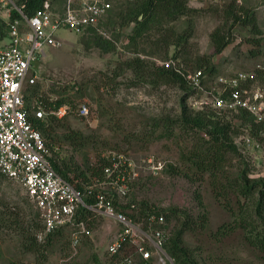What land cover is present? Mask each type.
I'll return each instance as SVG.
<instances>
[{"label":"rangeland","instance_id":"rangeland-1","mask_svg":"<svg viewBox=\"0 0 264 264\" xmlns=\"http://www.w3.org/2000/svg\"><path fill=\"white\" fill-rule=\"evenodd\" d=\"M64 1L53 0L54 10L61 12ZM133 1L137 0H116L107 16L115 24L106 18L97 32L80 35L59 29L56 36L62 39L60 43L45 47L44 54L32 62L30 72L37 78L28 88L30 101L41 104L42 98H48L69 106L66 115L56 120L49 116L52 108L47 110L48 122L56 125L54 147L58 148L54 157L61 165L70 164L74 169L71 176L84 171L92 177L91 168L102 158L112 161L122 156L124 164L132 162L123 168L129 171L126 194L114 191L105 175L102 179L92 177L89 184L106 192L119 210L139 215L141 206L156 211L177 209L178 217L168 222L169 236L187 222L183 244L198 264H264V254L247 241L236 221L245 216L258 222L257 196L241 197L237 186L244 169L249 178L264 179V140L260 149L247 146L249 125H240L230 113L228 118L240 126L237 134H232L238 151L227 154L223 177L215 186L208 173H200L187 162L185 152L200 131H183L177 125L174 135L167 130L184 106L193 115L215 109L208 91L219 76L244 72L247 80L241 85L264 92V0H186L189 11L175 19L161 14L160 22L135 39L131 37L135 23L121 25L119 14ZM247 12L254 14L259 34L242 23ZM232 13L242 20L237 21ZM217 29L229 41L221 52L212 39ZM184 31L191 32L188 41H173L172 33ZM96 35L102 36L100 43L104 45H97ZM254 37L261 38L259 49L254 47ZM256 49L259 54L252 53ZM169 60L187 80L188 75L202 71V87H195L190 80L187 87L157 84L148 69ZM209 61L214 72L207 68ZM138 62L147 71L134 70ZM83 105L89 108L87 115L81 113ZM214 112L224 116L221 110ZM152 165L161 170L155 173ZM35 213L20 183L0 176V264H106L111 257L110 244L124 229L115 219L93 215L78 242L71 239L70 232L56 233L37 255L29 249L32 237L45 243L47 234L39 226L30 227V218L40 225ZM167 264L175 263L168 259Z\"/></svg>","mask_w":264,"mask_h":264},{"label":"built area","instance_id":"built-area-1","mask_svg":"<svg viewBox=\"0 0 264 264\" xmlns=\"http://www.w3.org/2000/svg\"><path fill=\"white\" fill-rule=\"evenodd\" d=\"M115 2L65 0L60 12L47 0L45 7L28 16L17 0H0V176L20 183L39 211L44 233L64 229L71 233L76 243L87 232L83 212L89 214V219L93 215L106 216L124 226L109 246L111 257L106 264H151L153 260L157 264H167L172 258L164 248L169 237L164 215L152 214L148 224L137 222L119 210L106 192L90 185L84 192L63 177L51 160L58 147L51 148L47 144L34 122L35 119L45 120L48 112L26 95L37 78L34 71L30 72L32 62L44 54L45 47L60 43L62 39L56 36L57 31L67 28L81 35L90 28L99 29ZM14 10L21 17L13 18ZM162 66L177 69L173 60L162 62ZM183 75L186 77L185 73ZM187 77L195 87H202V71ZM246 80L244 72L227 78L219 76L208 91L209 99L217 110L230 113L246 110L256 121H264V92L242 86ZM68 107L62 105L50 113L62 118ZM81 111L82 115H87L89 108L83 105ZM245 143L253 148L262 147L252 136H247ZM121 157L112 159L103 170L105 180L115 186L114 191L126 194L128 167L132 162L124 164ZM127 165V170H123ZM152 169L155 173L161 170L153 165ZM90 196L93 201L87 200ZM39 237L42 239L41 235Z\"/></svg>","mask_w":264,"mask_h":264},{"label":"trees","instance_id":"trees-1","mask_svg":"<svg viewBox=\"0 0 264 264\" xmlns=\"http://www.w3.org/2000/svg\"><path fill=\"white\" fill-rule=\"evenodd\" d=\"M46 2L47 0H17L18 5L23 6V10L28 16L33 15L37 9L45 7ZM50 4L52 7L54 6L53 0H50ZM187 11H189V8L187 6L186 0H137L133 1V3H130L129 9L125 13L120 12L119 14L121 18V25H127L133 22L135 23L133 30L134 34L131 36L132 39H135L137 36H141L147 30H150L154 23L160 22L161 20L159 19V16L161 14L166 13L168 17L175 19L177 16L185 14ZM232 15L237 21L242 20L237 14L232 13ZM12 17L15 18L21 16L17 11L14 10ZM110 18L111 17H107V21ZM102 23L100 26H102ZM110 23L115 24V22L111 19L109 20V24ZM242 23L251 25L255 33H260L254 14L250 15L247 12L245 19L242 20ZM89 32H97V29L90 28L86 33ZM171 35L172 37L176 38L173 41L176 40L178 44H182L183 42L189 40L191 32L184 31L183 33H172ZM95 37H97V35ZM101 39H103L101 35L96 38L95 42L97 45H104L103 43H100V41H102ZM212 39L216 44L217 52H221L229 44L227 37L223 36L219 29L213 33ZM252 42L255 45L254 47H257L258 49L262 45L261 38L258 37L252 38ZM252 53L259 54L260 50H253ZM207 64L208 70L210 72H214L215 67L213 64H210V61ZM145 67L146 66L142 64V62L134 63L133 65V68H135L134 70H137L141 73L147 71V68ZM177 69L174 67L166 68L165 66H155L154 70L149 68L147 73L150 76H154V81H156L157 84L175 83L187 87L189 81L183 75V73ZM29 90L30 89H27L26 95L28 98H31L28 96ZM192 90L193 88L191 89V92H187V96L191 95ZM187 96L184 98V101L186 98H188ZM44 99L42 98L44 102L41 100L43 103H41V105L46 110H49V107L52 108V110H56L60 106L66 104L65 102H62V100L51 101L48 98ZM214 111L217 110L212 108V110L208 111H198L196 115H193L189 113L187 106H184L178 120H172L171 123H169L167 130L169 131V135H174L177 125L179 129L183 131H200L201 135H198V137L194 139L192 146L185 152L188 160L187 162L190 163V165L196 167L200 173H208L213 179V184L216 186L217 181L219 183V177L222 176V173H224L223 169L225 166L224 164L226 163L227 154L229 152L236 153L238 151V147L235 143L234 137H232V134H237L240 126L235 124L232 119L228 118L230 112L223 111L224 113L222 115L224 116L222 117L219 115L216 116V112ZM232 115L233 118H238L241 121L240 125H249V134L257 141L261 142L264 140V121H256L255 117L246 110H240L237 113L234 112ZM49 116L53 120L58 119V117L52 113L49 114ZM48 117H46L45 120L35 119L34 122L35 125L41 129L47 144L51 146V148H54V143L56 142L55 139L57 137L55 133L56 125L49 123ZM159 124L160 120L159 123H155V126H159ZM54 153L51 160L56 170L63 177L68 179L77 188L84 192H87V187L89 186L92 177H98L102 179V176L104 175V167L111 163V161H109L107 158H102L98 165L91 168L92 177L87 176L84 171H80L79 173L74 174V176H71L70 173H72L74 169L66 162H64L63 165L59 164V162L54 157ZM238 178L240 182L237 186V189L241 197L252 199L257 196L255 216L258 218V222L253 219L248 220L245 216H240V218L236 220L237 225L244 229L247 241L264 254V179L255 180L249 178L247 176V170L245 169L240 172ZM221 185L224 186V182H221ZM87 200L93 201L94 198L90 196L87 198ZM114 204L116 205L115 202ZM141 208L142 209L139 215H130L123 209L121 211L134 218L135 221L145 224H148L149 217L152 214L164 215L167 220V224L173 217H178L177 209H171L170 211H156L147 210L142 206ZM35 216L40 218V214L37 209ZM83 217L87 219L88 223V220L90 219L89 214L86 213V211L83 212ZM39 220L40 225H38V223L35 221V218H30V227L33 228L35 226H39L42 229L43 224L41 219ZM188 227L189 226L187 222L181 223L180 226L174 230L173 234L166 240L164 248L175 264H198L196 259L192 257L189 247L183 244V236L188 230ZM62 232H66V230L60 229L57 232L47 234L44 240L45 243H40L36 236L32 237L29 249H32L35 254L38 255L44 251V247H46V244L50 242L51 237L54 234Z\"/></svg>","mask_w":264,"mask_h":264}]
</instances>
